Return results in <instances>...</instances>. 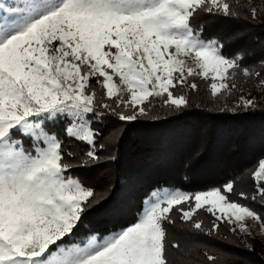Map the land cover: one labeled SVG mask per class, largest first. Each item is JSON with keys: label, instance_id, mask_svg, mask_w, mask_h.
I'll use <instances>...</instances> for the list:
<instances>
[{"label": "snow or ice", "instance_id": "snow-or-ice-1", "mask_svg": "<svg viewBox=\"0 0 264 264\" xmlns=\"http://www.w3.org/2000/svg\"><path fill=\"white\" fill-rule=\"evenodd\" d=\"M251 3L0 2V264H177L172 250H184L168 230L177 216L209 237L218 236L223 224L232 233L252 235L248 218L259 225L258 235L264 234V214L241 202L264 207V158L251 172V195L237 194L236 180L195 192L156 188L136 222L105 235L84 223L104 197L71 174L100 162L105 143L98 139L110 137H102L93 124L108 116L134 122L149 117L157 100L163 108H187V93L198 91V77L211 78L212 99L231 96L238 73L257 79L256 87L264 89V74L256 70L264 69V59L242 67V52L225 56L221 40L204 39L205 25L193 24L200 14L260 22L264 0ZM241 38L240 33L231 37ZM257 103L241 95L229 110H255ZM60 120L66 121L65 137L87 150H73L59 132L47 129ZM199 210L214 218L210 227L197 218ZM192 247H204L208 264L222 259L205 245Z\"/></svg>", "mask_w": 264, "mask_h": 264}, {"label": "trees", "instance_id": "trees-1", "mask_svg": "<svg viewBox=\"0 0 264 264\" xmlns=\"http://www.w3.org/2000/svg\"><path fill=\"white\" fill-rule=\"evenodd\" d=\"M241 3L248 4V0ZM260 3L261 0H252L249 6ZM193 24L205 25L204 39L221 40L225 56L242 52V67L258 65L264 59V15L260 22H253L200 14ZM234 33L242 34V38L232 40ZM256 70L264 74V69L257 66ZM235 82L237 88L231 96L212 99L208 88L211 79L198 77V91L187 93L190 100L187 108L180 111L163 108L157 100L149 117L123 122L108 116L94 123L93 127L101 131L102 137H110L98 139V143H105L101 160L89 168L73 169L71 173L104 197L88 211L84 223L101 235L127 227L136 222L145 198L160 187L195 192L236 180L237 194L254 193L251 172L264 158V89L256 87L257 79L245 80L241 73ZM241 95L257 100L255 110H229ZM65 123V120L49 123L47 129L59 132L67 144L74 146L73 150H87L86 144L65 137ZM114 130L118 131L111 135ZM232 199H238V195ZM241 202L264 214V207L258 203ZM197 218L204 221L205 227H210L214 219L204 210H199ZM176 220L168 230L170 239L178 241L184 250H172L177 264H180L178 258H183L184 264H208L204 247H192L193 242L207 246L213 255L222 256L217 264H264V235H258L259 225L255 222L252 235L232 233L223 224L218 236L209 237L193 230L190 224L181 223L178 216ZM83 231L81 228L80 232ZM247 245L252 246L251 250Z\"/></svg>", "mask_w": 264, "mask_h": 264}, {"label": "rangeland", "instance_id": "rangeland-1", "mask_svg": "<svg viewBox=\"0 0 264 264\" xmlns=\"http://www.w3.org/2000/svg\"><path fill=\"white\" fill-rule=\"evenodd\" d=\"M0 2H3V3H11L12 0H0ZM189 65L191 66H194V62L189 60ZM210 78V77H209ZM211 79V78H210ZM245 223L248 225V227L250 229H252V227L254 226V221L251 219V218H248ZM105 235V234H104ZM264 235V234H263Z\"/></svg>", "mask_w": 264, "mask_h": 264}]
</instances>
